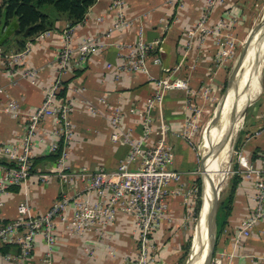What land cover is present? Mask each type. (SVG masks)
I'll return each mask as SVG.
<instances>
[{"label":"crops","instance_id":"obj_1","mask_svg":"<svg viewBox=\"0 0 264 264\" xmlns=\"http://www.w3.org/2000/svg\"><path fill=\"white\" fill-rule=\"evenodd\" d=\"M113 1L98 0L89 9L85 21L78 26L69 28L64 21L54 30L24 42L14 34L1 46L6 57L22 52L26 54L19 63L11 66L8 60L0 57V144H20L29 116L43 103L47 91L60 83L61 91L66 88V95L59 99L69 103L73 109L69 116L73 139L68 143L61 140L69 169L114 172L126 157L128 147L121 141L112 142L108 118L90 114L86 102L97 104L100 98H104L108 105L121 108L126 131L142 139V118L133 114L132 110L145 112L149 99L158 90L157 81L180 67L174 77L188 79L191 89L188 92H164L163 102L152 113L154 131L147 141L153 145L159 138L160 126L167 125L171 167L183 176L177 192L167 198L168 219L152 234L157 264H179L190 236L192 194L198 181L197 125L201 105L207 103L203 97L216 96L224 81L227 64L219 60L223 43L218 39L219 35H199L190 48L186 46L188 32L204 15L206 0H124L122 14L129 26L117 29L110 39H105L108 46L100 54L79 66L63 68L58 58L67 45L76 48L87 37H104L119 23V11L111 8ZM260 1L224 0L209 15L207 27L214 30L219 22L224 21L226 27L223 32L238 34L247 27ZM2 4L3 0H0V6ZM140 40L154 45L151 58L159 56L160 66L153 65L149 60L148 75L118 73L115 68H107L109 64L116 67L121 63L118 54L120 44ZM234 80L231 79L230 83ZM261 99L258 106L254 104L248 111L236 152L245 155L254 167L264 169V96ZM13 103L20 111L17 117L5 112V108ZM99 107L108 112L106 107ZM44 129L50 136L34 145L32 176L26 183L0 193V202L3 203L0 224L17 218L18 205L26 196L33 214L40 216L48 212L62 193L73 198L78 191L85 192V186L81 184L66 188L56 176L61 158L56 159V153H50L49 145L51 135L57 133L59 126L48 118ZM4 164L14 165L0 160V174L6 166ZM214 166L217 169L213 171ZM224 167L213 164L209 168L211 172H220L223 178L222 174L227 172ZM135 168L138 164L132 167ZM237 171L238 163L233 169L234 176ZM41 175H49V181H41ZM231 190L235 195L229 205L230 213L224 212L221 223L218 222L215 257L218 253H225L231 256L230 264H264V221L250 237L240 235L243 220L255 208L253 184L241 175L234 186L231 182L229 193ZM89 195L93 201L96 200L95 192ZM83 196L86 197L87 193ZM137 254L136 222L132 216L119 213L106 229L94 230L86 236L71 235L66 225L59 221L53 246L39 235L31 255L24 257L18 245H9L2 254L4 257L0 259V264H134Z\"/></svg>","mask_w":264,"mask_h":264},{"label":"built area","instance_id":"obj_2","mask_svg":"<svg viewBox=\"0 0 264 264\" xmlns=\"http://www.w3.org/2000/svg\"><path fill=\"white\" fill-rule=\"evenodd\" d=\"M175 1V0H172ZM224 0H206L204 15L193 30L187 34L186 46L191 47L197 36H222L226 24L221 21L216 29L207 27L209 15ZM124 0H114L111 8L119 11V23L109 30L104 37H87L76 48L67 45L58 58L63 68L79 66L90 57L103 52L112 33L119 28L128 27L129 22L124 21L122 9ZM68 35V34H67ZM68 37H70L68 35ZM224 47V45L222 44ZM155 47L152 43L142 40L133 43H123L119 46L121 63L114 67L109 64V70L116 69L118 73L146 74L150 73L148 61L160 66L161 58L153 56ZM22 52L15 56L6 57L0 48V57L8 60V64L15 65L25 56ZM180 67L175 68L165 78L157 81V92L149 99L145 112L132 110V113L142 118V139L134 137L127 132L124 125V116L121 108L108 105L104 98L97 104L87 103L88 110L93 116L107 117L112 129L111 140L114 143L124 142L128 147L126 157L120 162L114 172L99 170L90 171L87 168L71 171L67 163V154L62 152L56 176L66 188L77 184L85 186V192L78 191L73 198L62 193L51 208L43 215L33 214L29 198L26 196L18 205L16 219L0 224V259L2 248L6 244L18 245L22 255L28 257L35 247L36 237L42 235L48 245L56 242L58 222L66 225L67 230L74 236H86L94 230H103L110 226L119 213L134 218L138 229V254L134 264H157L155 246L152 234L164 220L168 219L169 204L167 198L175 194L183 179L182 173L173 169L172 154L167 147L168 127L160 126L159 138L153 145L148 139L153 134V111L164 99V92H188L190 82L188 79L175 78L174 75ZM62 89L60 83L55 84L47 91L45 100L29 116L25 135L19 145L0 144V160L14 163L13 167H3L0 174V193L8 191L11 187L26 183L32 176V156L35 143L44 142L49 132L44 129V122L51 118L59 126L56 134L51 135L49 151L57 153L61 140L68 143L73 139V131L69 122L72 106L59 99ZM106 107L107 113L101 110ZM5 112L17 117L20 114L16 104H10ZM194 112L199 110L194 109ZM108 114V115H106ZM238 163L236 174L242 175L253 184L255 190V208L253 213L243 220L240 235L250 237L255 228L264 221V169L254 167L249 159L241 152H235ZM138 164V168L132 169ZM49 175H41L40 180L48 182ZM97 194L92 200L89 193ZM87 193V196H83ZM3 203L0 202V207ZM231 256L218 253L212 264H230Z\"/></svg>","mask_w":264,"mask_h":264},{"label":"rangeland","instance_id":"obj_3","mask_svg":"<svg viewBox=\"0 0 264 264\" xmlns=\"http://www.w3.org/2000/svg\"><path fill=\"white\" fill-rule=\"evenodd\" d=\"M255 12L253 14V16L251 17L250 21L247 23V27L244 28V31L242 30L241 32H239L238 34L235 33H226L223 32L222 36H220L218 39L220 40V42L223 43L224 47H222L221 50H219V60L222 61L221 63H225L226 68H225V77H224V81L223 84L221 85L219 91L217 92L216 96L211 97V98H207V97H203L207 103H203L201 105V115H200V119L197 125V132H196V137L198 138L197 142H196V151L199 154V173H198V181H197V187L195 189V191L193 192V203L191 206V211H190V236H189V240L186 246V251L184 253V257L182 258V260L180 261L179 264H187L189 257L191 255L192 249H193V241H194V232L196 230L197 224L199 223L200 220V216L202 213V208H203V181H202V170H203V166H202V162H203V135L206 132V130L208 129V127L214 123V125H212L211 129L213 128V126H217L215 125L217 123V121L222 117V115L224 114V112L226 113V107L228 104V98L230 95V86L229 89L227 91L226 96L223 98V96L225 95L226 89L228 87V81L230 80L231 76L233 75V73L235 72L236 66L242 56V53L244 51V48L246 47V41L247 38L251 32V30H253L255 28V26L260 22V20L262 19L263 15H264V0H261L260 2H258V6L256 8H254ZM264 27V26H263ZM262 27V29H263ZM261 29V31H262ZM261 31L259 33V35H257V37L255 38V41L253 42V45L249 47L248 51L245 54V58L243 61V64H241L239 67L243 66V70L240 74L241 79L239 80V88L243 86L244 82L246 81V79L249 76H254L255 73L256 75L259 74L262 70V65H263V70H262V78H261V85H259L257 89L253 90L254 92L251 94V96L249 97V103H251L244 114V119H243V124L241 129L239 130V132L237 133V135L235 136V139L233 142V147H232V153L230 154V159L228 164L224 167V169H226L227 172H224L222 174L223 176V181H222V186H221V190L219 192L216 193V195L214 196V198H217L218 194V199L216 202V206H217V232H218V222L219 224L222 221V215L220 214L221 212V207L223 205V203L228 199L229 196V189H230V185L232 182V179L234 177L233 175V169L234 167L237 165V157H236V146L239 142V138L241 136V133L244 130L245 127V120H246V116L248 114V111L250 108H253L251 106H253L254 104H257V106L259 105V103L262 100V96H264V90H262L261 92V88L264 89V62L261 64L259 63H255V60L257 59L256 57V47L255 44L257 43L259 36L261 34ZM257 70V72H256ZM256 75L254 76V78L256 77ZM256 83V79L249 85L247 92L250 90V88H252L254 86V84ZM260 94V95H259ZM223 98V99H222ZM222 114V115H221ZM218 118V116H220ZM217 119V120H216ZM216 129V128H215ZM215 129H212L211 133L212 134ZM209 140V136L207 138V141ZM206 155V160H210V158L212 159L210 166H212L213 164L215 165H220L222 164L224 161L226 160H220L217 156L212 155L210 153L205 154ZM208 155V156H207ZM208 163V161H207ZM209 166V167H210ZM216 166L213 167V171L216 170ZM209 178L211 179V183H209L211 191H212V195H213V191L215 188V179L217 178V172H211L210 168H209ZM225 175V177H224ZM215 257V251L212 255L211 258V264L212 261Z\"/></svg>","mask_w":264,"mask_h":264},{"label":"bare ground","instance_id":"obj_4","mask_svg":"<svg viewBox=\"0 0 264 264\" xmlns=\"http://www.w3.org/2000/svg\"><path fill=\"white\" fill-rule=\"evenodd\" d=\"M264 26V21L262 24V27ZM261 27V29H262ZM261 29L257 33L259 35ZM255 36V38L257 37ZM255 38L253 42L255 41ZM253 42L251 43V46L253 45ZM250 47V46H249ZM249 47L247 48L246 52L248 51ZM256 47V57L255 63L258 64L261 62H264V27L261 31V34L259 36V39L257 43L255 44ZM245 52V54H246ZM245 58V56H244ZM244 58L240 60L241 64H243ZM239 62V65H240ZM237 69V75L235 77V80L230 85V95L228 98V104L226 107V113L219 117H221L212 129H215V131L210 134L212 131L211 127L214 125V123L209 126L206 132L203 135V170H202V181H203V208L202 213L200 216L199 223L197 224L196 230L194 232V241H193V249L192 253H197L196 257L191 261L190 264H207L209 261V257L211 254L212 249V243H209L208 236H207V227L209 224V214L208 210L210 205L214 202L216 198L214 196L217 192L220 191V183H221V175L220 172H217V178L215 179V188L212 191L209 185V166L211 164L212 159L206 160L205 154H212L217 156L220 160H226L220 166H226L230 159V154L232 153V147L233 142L235 139V136L239 132V130L242 127L244 114H245V108L249 106V97L254 92L253 90L257 89L259 85H261V78H262V70L259 74L254 76H249L246 81L244 82L243 86L239 88V80L241 79L240 74L243 70V66L239 67ZM257 72V70H256ZM256 79V83L250 90L247 92V89L249 85ZM260 88V87H258ZM217 120V119H216ZM209 136V140L207 141V138ZM208 156V155H207ZM208 161V163H207ZM219 196V194H218ZM217 196V197H218Z\"/></svg>","mask_w":264,"mask_h":264},{"label":"trees","instance_id":"obj_5","mask_svg":"<svg viewBox=\"0 0 264 264\" xmlns=\"http://www.w3.org/2000/svg\"><path fill=\"white\" fill-rule=\"evenodd\" d=\"M98 0H3L0 6V25L5 22L7 25L15 19L18 22L19 30L15 33L23 42L29 38H33L39 34L54 30L57 26L66 21L69 28H73L85 21L89 9ZM30 29L29 36L25 38L23 34ZM66 88L59 93L60 97H65ZM64 143H60L59 151L55 158L62 156ZM7 167H13L12 164H4ZM31 173L32 168H31ZM240 179L237 174L232 179L233 186ZM15 187V186H14ZM12 188V187H11ZM234 189V187H233ZM234 190L229 193L228 199L223 203L220 214L224 212L230 213L229 205L234 197ZM3 246L1 252L5 251L7 246Z\"/></svg>","mask_w":264,"mask_h":264},{"label":"water","instance_id":"obj_6","mask_svg":"<svg viewBox=\"0 0 264 264\" xmlns=\"http://www.w3.org/2000/svg\"><path fill=\"white\" fill-rule=\"evenodd\" d=\"M263 21H264V15H263L262 19L260 20V22L255 26V28L253 30H251V32L247 38V41H246V47L244 48V51L242 53L240 60L242 58H244L247 48L251 45L255 36L257 35L259 30L261 29ZM18 30H19V25L15 19L10 23V25H7L5 22H2V24L0 25V48ZM29 31H30V29H27L26 32L23 34V36L25 38H27L29 36ZM240 60H239V62H240ZM239 62L236 66L235 72L233 73L230 80L228 81V87L226 89L225 94L227 93L231 79L233 80L237 75V69H238ZM246 109L247 108H245V111H246ZM217 199H218V197L210 205L209 210H208L209 224L207 227L208 228L207 229V236H208L209 243H212V249H211V254H210L209 261L207 262V264H211V258H212L214 251H215V247H216V236H217V206H216V202H217ZM196 255H197V253L191 252V255L189 257L187 264H190L191 261L196 257Z\"/></svg>","mask_w":264,"mask_h":264}]
</instances>
